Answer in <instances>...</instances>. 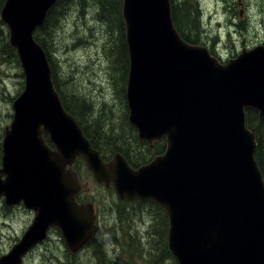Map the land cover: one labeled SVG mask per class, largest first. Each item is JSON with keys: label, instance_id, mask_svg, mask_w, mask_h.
Instances as JSON below:
<instances>
[{"label": "water", "instance_id": "water-1", "mask_svg": "<svg viewBox=\"0 0 264 264\" xmlns=\"http://www.w3.org/2000/svg\"><path fill=\"white\" fill-rule=\"evenodd\" d=\"M56 2L5 0L0 12L25 77L2 142L0 195L35 211L0 264H22L51 227L71 253L92 238L96 206L76 199L80 157L119 198L151 200L166 211L178 264H264V175L246 122L248 108L264 118V44L222 64L181 37L170 0H123L129 122L142 141L167 144L135 168L120 152L105 161L61 101L34 36Z\"/></svg>", "mask_w": 264, "mask_h": 264}, {"label": "rangeland", "instance_id": "rangeland-1", "mask_svg": "<svg viewBox=\"0 0 264 264\" xmlns=\"http://www.w3.org/2000/svg\"><path fill=\"white\" fill-rule=\"evenodd\" d=\"M87 1L84 9L79 4H71L51 31V39L45 36L56 88L62 101L66 100L74 111L81 114L82 126L99 143L106 161L119 151L99 138L97 128L112 116L115 126L124 125L115 133L122 135L125 142L117 143L115 147L127 150L132 160L145 163L149 160V153L146 158L133 156L129 148L132 142H137L136 139L142 141L128 119L129 107L124 91L129 71L127 55L125 51L120 55L117 29L111 30L109 24L100 18V4L95 0ZM189 3L193 7L197 4L199 8L196 16L200 19V27L196 30L192 27V35L223 61L236 57L245 48L264 44V0H189ZM121 19L126 40L122 11ZM4 25L0 23L3 30L0 35V167L5 128L13 118V100L25 83L20 61L4 50L6 42L9 43L8 29ZM88 37L90 39L83 42ZM111 58L117 64L118 58H123V63L117 66V73H112ZM81 101L86 103V107L74 106ZM126 113L132 127L126 123ZM107 130L108 126L103 127V131ZM80 167L86 178L82 181L85 193L81 201L95 203L99 213L95 237L96 245H100L102 250L101 257L97 256L93 241L71 253L61 231L51 227L47 238L32 248L22 264H107L108 261L110 264H176L168 246L169 218L166 211L151 200L120 199L113 185L106 187L97 183L84 159ZM34 217L33 209L23 204L8 206L0 196V256L11 250Z\"/></svg>", "mask_w": 264, "mask_h": 264}, {"label": "trees", "instance_id": "trees-1", "mask_svg": "<svg viewBox=\"0 0 264 264\" xmlns=\"http://www.w3.org/2000/svg\"><path fill=\"white\" fill-rule=\"evenodd\" d=\"M95 1H97L100 4V10H101L100 18L102 19V21H106L109 24V27H111V30L113 28L117 29V31H118V44L120 45V55L124 54V51H125V53L127 55V67H128L129 66L128 65V63H129L128 50H127L126 40H124V35H123L124 24H123L122 19H121L123 0H111V1L95 0ZM3 2H4V0H1L0 9L3 5ZM87 2H88L87 0H57L55 5L49 10L43 26L36 30L35 37H36L37 41L41 44V46L44 48V50L48 56L49 62H50V50L48 47V41L46 40L45 36L46 35L50 36L51 31L57 26V23H58L60 17L62 15H64L65 12L69 8H71L70 7L71 4H79L84 9V7H86V5H87ZM189 4H190L189 0H182L181 2H178L176 0H171L172 16H173L174 22L176 24L177 30L179 31L180 35L189 43L200 44V43H198V41H199L198 38L196 36L192 35L193 30H196L197 28L200 27V19L198 16H196L199 8H198L197 4H195L194 7L192 5H189ZM105 8L107 11L105 10ZM0 23L4 24L2 22V20H0ZM192 27L194 28L193 30H192ZM6 29H7V27H6ZM2 32H3V30L0 29V35L2 34ZM7 35H8V30H7ZM51 37H52V35L50 36V39H51ZM83 42H85V41L83 40ZM4 50H8L13 55V57L17 61H19L16 51L10 46L8 41L5 44ZM122 59L123 58H120V59L118 58V64H117V62L114 61V59L112 60V58H111V60H112L111 66L113 69L112 73H117V66H119L123 63ZM50 65H51V63H50ZM53 78H54V75H53ZM122 91H123V89H122ZM124 91H125V89H124ZM77 103L78 104L74 105L77 108L78 107L81 108L82 106L86 107V103L83 101H81L80 103L79 102H77ZM63 104L66 107V109L72 115H74L77 118V120L79 121V123L82 125V123L80 121L81 114L74 111L71 108V106L66 102V100L63 101ZM113 119L114 118L112 116L109 118L107 117L106 122H102L100 124V126L98 125L97 132L99 134V138L102 139V141L105 140V143L109 146H112V148L114 150H118V151L122 152L126 156L128 161L131 163V165H133L135 167L141 165L139 163V161L134 160V159L132 160V158L128 154L127 150L122 151L121 149L115 147V145L117 143L124 144V142H125L124 137H122V135H118L115 133L116 130H118V131H119V129L122 130L124 125L121 124L119 127L115 126L117 124L113 123ZM125 120H126L127 125L131 126L128 122V119H127V113L125 116ZM246 120H247L248 126L251 127L252 129H254V131H255L256 140H257V149H256L255 155H256V159H257V161L261 167V170L263 172V175H264V118L260 120L258 113L255 110L247 109L246 110ZM105 126L106 127L108 126L109 130L103 131V127H105ZM132 128L134 129V130L133 129L132 130L136 132L135 128L134 127H132ZM83 129H84L85 133L88 135V137L91 139L93 145L103 153V151L99 148L100 147L99 143L93 138V136L90 134V132H88L85 127H83ZM136 135L137 134H135V139H136ZM136 141H135L136 143L132 142L131 147L129 145L131 155H133V156L139 155V156L145 157L149 153V160L152 159L155 154L162 153L164 148H165V144H163L162 142H158L153 147H150V146H148V144L146 145L144 142H140L137 139H136ZM149 160H145V162H147ZM139 203H144L145 205H148L145 202H139ZM151 204L153 206H157L161 210V208L157 204H155L153 202H151ZM164 232H165V230H163V233ZM92 241L94 242V245L96 246L97 256L101 257L102 250H101L100 245H96L97 241H96L95 236L87 244H91ZM165 244L166 243L164 241L163 245H165ZM99 247H100V249H99ZM172 258L175 260V262L177 264V260L173 254H172ZM107 264H110V261H108ZM113 264H118V263H113Z\"/></svg>", "mask_w": 264, "mask_h": 264}, {"label": "flooded vegetation", "instance_id": "flooded-vegetation-1", "mask_svg": "<svg viewBox=\"0 0 264 264\" xmlns=\"http://www.w3.org/2000/svg\"><path fill=\"white\" fill-rule=\"evenodd\" d=\"M156 143H157V142H154V144H153V145H151V146H154ZM3 177H4V176H3Z\"/></svg>", "mask_w": 264, "mask_h": 264}]
</instances>
